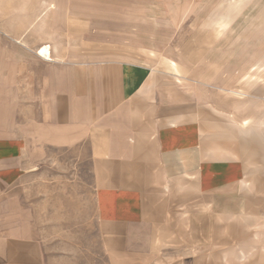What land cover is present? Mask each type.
I'll list each match as a JSON object with an SVG mask.
<instances>
[{
	"label": "crops",
	"instance_id": "crops-1",
	"mask_svg": "<svg viewBox=\"0 0 264 264\" xmlns=\"http://www.w3.org/2000/svg\"><path fill=\"white\" fill-rule=\"evenodd\" d=\"M46 9L14 39L1 40L14 49L1 44V102L15 111L12 122L0 124L15 128L0 137L2 189L34 173L29 160L39 161L48 147L85 150L99 233L117 259L152 254L183 194L230 203L251 189L259 127L249 133L244 119L232 138L210 110L213 119H203L206 108L227 115L246 95L197 81L178 66L169 73L106 57L97 51L103 41L87 40L86 12ZM45 46L50 60L40 54ZM220 217L232 222L229 211ZM249 218L259 221V214ZM0 264H45L39 239L0 231Z\"/></svg>",
	"mask_w": 264,
	"mask_h": 264
},
{
	"label": "rangeland",
	"instance_id": "rangeland-1",
	"mask_svg": "<svg viewBox=\"0 0 264 264\" xmlns=\"http://www.w3.org/2000/svg\"><path fill=\"white\" fill-rule=\"evenodd\" d=\"M60 7L87 13V40L103 41L97 51L106 57L169 73L178 66L197 81L246 95L225 107L227 115L206 108L203 119H213L210 110L232 138L245 120L249 133L259 127V160L248 164L254 185L230 203L183 194L152 254L117 259L99 233L85 150L48 147L39 161L29 160L34 173L0 187V231L39 239L45 264H264V0H0V49L10 50L1 40L21 34L33 17ZM1 98L0 124L12 122L15 111ZM14 129L0 125V137ZM227 211L231 223L220 217ZM257 214L259 221L249 218Z\"/></svg>",
	"mask_w": 264,
	"mask_h": 264
},
{
	"label": "bare ground",
	"instance_id": "bare-ground-1",
	"mask_svg": "<svg viewBox=\"0 0 264 264\" xmlns=\"http://www.w3.org/2000/svg\"><path fill=\"white\" fill-rule=\"evenodd\" d=\"M48 48V47H47ZM46 48V46H45V48L44 49H42L41 51H40V54H42V56L45 58V59H47V60H50V52L48 51V49ZM39 53V52H38ZM39 54V55H40ZM187 80V79H186Z\"/></svg>",
	"mask_w": 264,
	"mask_h": 264
}]
</instances>
